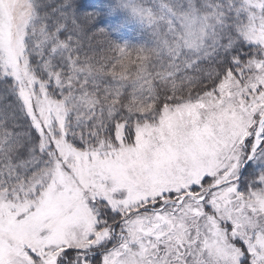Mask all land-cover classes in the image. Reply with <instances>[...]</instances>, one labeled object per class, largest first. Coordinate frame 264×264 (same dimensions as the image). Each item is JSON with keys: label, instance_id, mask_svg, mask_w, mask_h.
Returning a JSON list of instances; mask_svg holds the SVG:
<instances>
[{"label": "snow or ice", "instance_id": "1", "mask_svg": "<svg viewBox=\"0 0 264 264\" xmlns=\"http://www.w3.org/2000/svg\"><path fill=\"white\" fill-rule=\"evenodd\" d=\"M0 264H264V0H0Z\"/></svg>", "mask_w": 264, "mask_h": 264}]
</instances>
